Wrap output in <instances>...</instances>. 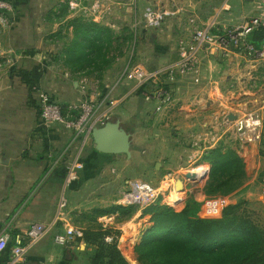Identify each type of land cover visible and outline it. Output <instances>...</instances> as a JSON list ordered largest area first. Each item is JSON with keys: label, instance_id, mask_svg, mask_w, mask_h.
I'll use <instances>...</instances> for the list:
<instances>
[{"label": "crops", "instance_id": "0c3cea01", "mask_svg": "<svg viewBox=\"0 0 264 264\" xmlns=\"http://www.w3.org/2000/svg\"><path fill=\"white\" fill-rule=\"evenodd\" d=\"M28 1L26 5L30 4ZM43 1H47L48 8H16L13 24L8 28L12 34L2 40V54L7 52L4 49L16 52L21 48L43 49L49 54L41 55L40 51L35 50V53L23 56L11 54V58L0 60V233L14 235L19 231L24 232L33 222L55 223L45 237L27 249L26 260L18 264H92L96 245L91 241L83 237L73 245L61 246L54 242L53 236L63 230L65 222H71L75 213L118 204L119 191L133 180L126 178L119 169L125 166L127 157L124 153L109 154L96 150L91 134L94 145L89 146L90 140L82 151L83 168L79 180L67 184L66 166L69 159L77 154L80 140L74 138L71 130L58 123L45 125L42 122L36 92H48L63 106L90 98L95 93L91 99L97 103L98 110H103L110 99L124 101L139 94L133 91L132 83L122 77L130 62L116 76L113 75L115 67L111 66L92 87L82 82L84 78L77 80V76L67 67L61 66L62 61L58 63L57 55L54 57L53 50L58 48V43L48 39V35L61 28L67 19L84 15L81 12H90L94 15L93 20L109 26L115 32L133 17L132 26L137 29L141 24L142 32L139 41L142 62L138 63L152 68L163 67L177 57L178 41L190 37L196 28L212 25L218 29L240 24L264 11V0H91L90 7H85L82 0H69L71 10L62 21L56 17L60 10L54 7L53 0ZM150 10L163 13L159 25L146 24L144 15ZM8 29L4 30L5 33ZM68 31L72 37L71 28ZM262 37L263 32L258 31L251 35V40L261 43ZM200 65V83L181 79L173 85L175 103L167 113H155L154 104L147 103L141 97L151 110L153 124L141 119L130 124L125 123L124 119H116L115 122L126 132H131L128 128L132 129L135 125L139 130H144L139 143L145 147V153L153 150L149 147L153 143L165 140L161 134L151 136L147 128L170 133L171 143L177 146L179 138L194 143L201 135L203 139L209 138L213 130L219 129V133L222 125L226 126L225 122L238 114L234 110L255 112L264 109V59L252 60L237 53L223 54L218 49H211L201 54ZM15 68L29 72L34 82L33 91L30 92ZM225 115H228V120ZM197 141L202 143L203 140ZM232 141L230 135L226 134L217 143L226 146ZM234 144L243 157L257 148V145L240 147ZM205 147L201 145L203 151ZM187 149L182 148L180 152L174 149L173 157L182 161L188 157L189 160L191 152H187ZM156 158L160 160V157ZM159 164L157 166H164V163ZM166 168L168 172L172 170V167ZM199 168L205 169L206 166L200 165L194 170ZM202 172L191 173L198 176ZM172 192L173 189L169 193ZM170 194L167 202L171 200ZM183 194L186 197L187 191L172 198L174 202L169 204L183 206ZM194 196L195 202L191 203V208L196 216L206 217L200 214L205 210V203L201 200L205 199L206 194L202 191ZM62 199L66 201L64 215L55 222ZM118 215L108 213L100 216L98 221L103 228L119 230L118 247L127 259L122 247L127 233L129 241L138 240L143 235L139 236L142 224L137 225L141 211L121 222H116ZM9 256L10 248L1 253L0 264H9Z\"/></svg>", "mask_w": 264, "mask_h": 264}, {"label": "trees", "instance_id": "16d2710c", "mask_svg": "<svg viewBox=\"0 0 264 264\" xmlns=\"http://www.w3.org/2000/svg\"><path fill=\"white\" fill-rule=\"evenodd\" d=\"M59 10L56 17L62 21L68 15V5L61 3ZM66 22V37L70 41L61 40L64 42L60 52L62 64L72 73L101 79L104 70L113 62L105 59L111 48L120 50L122 46L120 34L83 16ZM70 28L72 37L69 36ZM18 75L30 92L33 91L34 82L29 72L19 69ZM202 159L211 164L204 189L207 195L228 196L244 185L245 162L233 148L215 147ZM241 204L230 203L219 218L198 217L188 204L180 211L163 203L144 208L142 216L150 215V218L141 241L135 246L138 261L141 264H264V232L240 210ZM190 209L193 215L189 214ZM136 212V205L121 204L96 207L91 211L97 217L119 213L123 218H130ZM107 236H112V240L107 241ZM84 238L96 245L92 264H130L118 247V234L98 226L86 228Z\"/></svg>", "mask_w": 264, "mask_h": 264}, {"label": "built area", "instance_id": "2783aa9c", "mask_svg": "<svg viewBox=\"0 0 264 264\" xmlns=\"http://www.w3.org/2000/svg\"><path fill=\"white\" fill-rule=\"evenodd\" d=\"M11 9L5 1L0 0V10ZM145 21L149 26H157L163 19V13L150 10L145 13ZM193 21V20H192ZM262 31L264 34V11L246 19L244 22L228 27L215 29L212 25L196 28L188 38H182L177 44V57L163 67H148L140 63H130L123 71L122 77L132 83L133 91L139 94L146 102L154 104L155 113H167L175 103L173 85L181 79H190L195 83L202 80L201 54L218 49L223 54L237 53L243 57L258 60L264 59V36L261 43L251 40V35ZM37 106L40 118L45 125L58 123L63 128L71 130L74 138L80 140V146L75 156L67 163L66 183L71 184L79 180V172L83 168L81 161L82 151L90 141L92 130L96 125L105 124L108 114L118 105V99H110L106 107L98 110L95 101L80 100L67 106V113L62 104L46 91H37ZM228 116V115H226ZM228 120V117H226ZM230 120V119H229ZM232 129H225L222 125L219 130L210 132V137L203 139L205 149L214 146L224 135L228 134L240 147L258 145L264 133V109L236 114ZM189 161H194L200 152L201 146L196 140ZM207 172L204 169L202 176ZM197 178V176H196ZM162 188L141 178L130 180L127 187L119 191L117 202L121 205L149 206L159 200ZM230 196H221L217 201L218 210L222 211L229 205ZM66 201L62 199L58 216L61 220L64 215ZM214 208V207H213ZM55 224V223H53ZM52 224V225H53ZM43 222H33L26 231L0 233V255L10 248L9 264H18L26 260V251L45 237L51 226ZM84 237V228L72 222H65L63 230L54 234V242L61 246H70ZM107 241L112 236L106 237Z\"/></svg>", "mask_w": 264, "mask_h": 264}, {"label": "rangeland", "instance_id": "374dc122", "mask_svg": "<svg viewBox=\"0 0 264 264\" xmlns=\"http://www.w3.org/2000/svg\"><path fill=\"white\" fill-rule=\"evenodd\" d=\"M2 1L7 2L9 6H11V9H7L4 11L0 10V60L11 58L10 56L11 54L12 55L18 54L20 56L22 54L23 56L31 52L35 53L36 52L35 50L40 51L41 55L42 54L48 55L49 52L47 50H43V49L38 50L36 48H26V49L21 48V49H16V52L9 51V49L7 50L4 49V51H7V52H4V54L1 53V50L3 48L2 40H4L5 36H7L8 38V35L12 34V32L10 33V30L8 28L11 27L13 24L12 17H15L14 11L16 8H23L27 6L29 7L37 6L40 9L42 8L46 9L49 7L48 4H46L47 1H43V0H40V1L29 0L28 1L30 3L29 5H26V0H2ZM52 3L54 7L56 6L58 9H60L61 3H65L68 5V11L71 10V5H70L69 0H53ZM90 3H91V0H82V4L85 7H90ZM81 13L84 14L81 16H83L86 19H91V20L94 19V15H92L90 12H81ZM132 18L131 20L129 19L128 22H125L123 26H121L120 28L116 30L117 34L118 35L120 34L121 36V39H120L122 42V46L120 47L121 51L119 49L111 48V51L105 58L110 61L113 60L111 66L115 67V69L113 70L114 71L113 75L115 76L116 74L118 75L119 73H121L124 67L129 62L130 63L131 62L132 63L142 62L141 57L139 56V41L141 40V35H142V32L140 30L141 24H138L137 29H134V27L131 24L133 21ZM66 23L67 22L65 21L62 24L61 28H59L56 32H54V33H57V32L59 33L56 37L53 36L54 33L48 35V39H51L52 42L55 41L58 43V48L53 50L54 57L55 55H57L58 63L62 61L60 52L63 49L64 42L67 43L68 41H70V39L66 37V33H67ZM5 29H8L9 31L5 33L4 31ZM61 40H63L64 42H62ZM61 66H63V64ZM111 66H108L104 70V72L102 73L103 76L106 74V72L108 71V68H110ZM19 69L21 68H15V71L18 72ZM72 74H75V73H72ZM75 76H77L76 77L77 80L84 78L82 82L88 85V87H92L93 84L97 85L96 81L99 80L94 75H90V74L76 73ZM94 95L95 93H92V96H90V98H85V99L93 101L91 98L94 97ZM248 103L251 104V101H249ZM149 105L152 106L153 104L152 105L149 104ZM246 106L248 107V104ZM63 108L64 110H66V113H67V106H63ZM116 108L114 109H116V111L118 110V112L115 111L116 113L114 112V114H112L114 110L113 109L108 114L105 123L107 122L118 123V122H115L117 121L116 120L117 118L120 120L124 119L125 123H128V124L132 122L137 123V121L140 119L142 121L149 123L150 125L153 124L154 122L153 121L154 118H152V114L150 113L151 110L149 111L150 109L149 106L147 107V105H145V102L143 101L140 95H134V97H127L124 101H122V99L119 100V103L116 106ZM238 110L239 112L237 110H234V112H237L238 114H244L245 112H247L246 109L245 111L240 110V109ZM225 118H226V115H225ZM225 125H226L225 129H232L233 127V123L231 120L226 121ZM137 127L138 125H135L132 129L128 128V130L132 132V134L131 132H127L130 135V149H129L130 153H124L127 157V159H125L124 161L125 166H120L119 169L124 173L126 178H130V179L141 178L143 180H146L152 183L156 187H161L162 188L161 195L159 197V200L156 201L155 204L163 203L165 205L173 207L177 211L182 210L187 204L191 206V203L195 202L194 195L197 194L198 192L204 191L205 193L204 189H205L206 182L209 178L211 164L208 162H204L202 159L203 156L206 155L211 149L215 147H220L223 150H225L226 148L234 149L236 147L233 141L230 144H227L226 146L220 143H216L214 146H212L211 148H207L204 151L201 148L199 150L200 152H198L199 153L198 157L194 161L187 160L188 157L182 161L179 158L173 157L175 156L174 149L180 152L182 148H188L187 152L190 151L192 153L191 150H195V151L198 150L196 145H194L193 143H190L189 140L180 139V138H179V142L178 143L176 142L177 146L173 145L170 141L172 140L170 133L161 132V129L153 130L152 128H147L148 129L147 131L149 133H152L151 136H155V133L161 134V135H164L165 140L160 139L159 140L160 142L158 144L153 143L151 146H149L150 148L153 149L152 151L149 150V152H151L152 154H149V152L145 153V147L143 146V144L139 143V139H141V137L144 136L143 134L144 130H139ZM197 140H203L202 135ZM89 144H90L89 146L91 147L94 145L92 140L89 142ZM199 144H200L199 146L202 145V147H204L205 145L203 141L202 143L199 142ZM234 150H236L237 152L236 148ZM156 157H160V160L159 159L157 160ZM241 157L244 159V162H245V170L247 174L246 181L241 188H239L237 191L229 195L230 196L229 204L241 202L242 204H241L240 210L246 213L247 216H249L251 219H253L264 232V135H263V139L261 140V142L257 145L256 151H252L249 155L245 157L243 156ZM157 163H160V164L164 163V166H157ZM200 165L206 166L205 170H207L208 172L206 174V177L202 178L200 176H197L196 180L191 179V174H192L191 172L194 170V168ZM167 166L172 167V170L168 172L166 170ZM201 171H204V170L202 169ZM181 184H183L184 186L182 190L179 189L180 188L179 186ZM171 189H173V192L170 194L169 192L171 191ZM185 191H187V196L185 197L183 194V197L185 199L184 201L185 204H183V206L174 207L171 204H169V203L174 202L172 198L179 196V193H184ZM169 194H170L171 200L167 202L166 199ZM220 197L221 195L219 194H216V195L206 194L205 199L201 200L203 203H205L204 207L206 210L200 213V214L203 213V216H206L202 218H219L221 216L223 210L220 211L217 208V205H218L217 201L220 199ZM136 207H137V212L135 214L141 211V219L137 221L138 222L137 225H139V223L142 224L140 228L141 230L139 234L140 236L144 233L145 228L149 226L147 222L150 218V215L142 216V210L148 206L143 207L141 205H136ZM92 209H89L88 211H83L82 213H75L71 222L74 224L83 226L84 228L98 227V226L103 227V225L99 224L100 223L98 221L99 217L91 213ZM190 212L189 214L193 215L194 211L192 209H190ZM124 219L125 218H123L122 215L116 216V222H121ZM105 222L106 221H104V223ZM106 229H109L115 235L118 234V236H120L118 233L119 230L109 228V227H106ZM135 232H136V229L133 230V233ZM133 233H131L132 236H133ZM128 235L129 234L127 233V237H125V241H124L125 244L122 246L123 251L125 252L127 259H129L130 263L141 264L137 259V253L135 251V246L141 241L142 237L140 236L139 239L135 241L133 240L129 241L127 239Z\"/></svg>", "mask_w": 264, "mask_h": 264}, {"label": "water", "instance_id": "95a60500", "mask_svg": "<svg viewBox=\"0 0 264 264\" xmlns=\"http://www.w3.org/2000/svg\"><path fill=\"white\" fill-rule=\"evenodd\" d=\"M92 137L96 150L102 153H130V135L118 123L107 122L103 126L95 127ZM207 173L201 177L205 178ZM191 179L196 180V175L192 173ZM179 187L182 190L184 186L181 184Z\"/></svg>", "mask_w": 264, "mask_h": 264}, {"label": "bare ground", "instance_id": "6f19581e", "mask_svg": "<svg viewBox=\"0 0 264 264\" xmlns=\"http://www.w3.org/2000/svg\"><path fill=\"white\" fill-rule=\"evenodd\" d=\"M203 168H199V169H196V170H194V171H192L193 173L194 172H196L197 173V171H201ZM204 170V169H203Z\"/></svg>", "mask_w": 264, "mask_h": 264}]
</instances>
